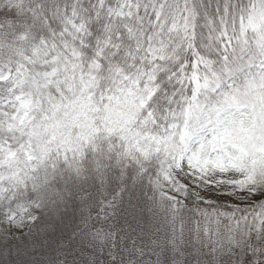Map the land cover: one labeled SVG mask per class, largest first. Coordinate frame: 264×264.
<instances>
[{
    "label": "snow or ice",
    "instance_id": "obj_1",
    "mask_svg": "<svg viewBox=\"0 0 264 264\" xmlns=\"http://www.w3.org/2000/svg\"><path fill=\"white\" fill-rule=\"evenodd\" d=\"M0 264H264V0H0Z\"/></svg>",
    "mask_w": 264,
    "mask_h": 264
}]
</instances>
